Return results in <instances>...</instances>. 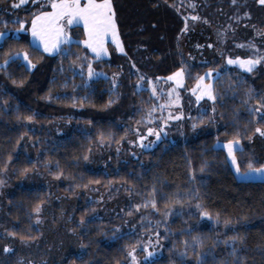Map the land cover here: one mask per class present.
<instances>
[{"label": "trees", "instance_id": "trees-1", "mask_svg": "<svg viewBox=\"0 0 264 264\" xmlns=\"http://www.w3.org/2000/svg\"><path fill=\"white\" fill-rule=\"evenodd\" d=\"M18 1L0 0V31L20 26L3 11ZM123 4L128 21L119 26L132 30L123 35L126 54L141 70L152 68L158 78L188 66L180 52L184 20L172 21V8L154 11L156 0H123ZM117 12L122 16V10ZM25 17L32 19L33 12ZM72 31L76 41L65 44L55 56L46 55L23 35L6 36L0 43V188L6 172L20 178L41 168L72 197L94 188L129 195L124 215L93 217L99 207L93 202L78 208L84 253L63 264H122L140 244L141 234L155 231L161 232L164 251L147 264H264V179H239L227 151L216 146L219 138L246 142L258 126L264 129V118L253 111L264 103V67L252 72L228 68L214 79L220 126L216 133L188 141L165 138L122 162L118 171H94L87 165L92 149L103 142L120 143L128 136V126L146 125L139 119L165 98L159 101L148 86L138 89L137 73L131 76L133 83L125 84L129 94L123 96L124 85L111 76L121 64L92 55L82 43L85 30L76 26ZM145 46L151 48L148 63H144ZM24 54L33 65L24 61ZM88 65L102 75L89 78ZM215 67L217 62L188 66L187 85ZM126 109L130 111L124 113ZM210 119L209 112L193 114L190 123L210 126ZM63 120L91 124L92 130L75 126L63 136L49 133V126ZM27 140L37 148V157L27 153ZM236 153L240 166L248 168L251 148ZM50 196L44 187L15 188L7 197L0 229L15 233L18 242L38 238L35 209ZM128 218L134 219L135 230L121 226ZM7 246L0 234V264H23L15 248L3 251Z\"/></svg>", "mask_w": 264, "mask_h": 264}, {"label": "rangeland", "instance_id": "rangeland-1", "mask_svg": "<svg viewBox=\"0 0 264 264\" xmlns=\"http://www.w3.org/2000/svg\"><path fill=\"white\" fill-rule=\"evenodd\" d=\"M156 1L158 5L154 11L160 12L161 10L172 8L170 9L171 14H173L172 21L176 19L184 20L182 34H180L179 38L183 61L190 67L210 62L218 63V67L203 71L200 75V77H205L204 84L212 86V92L213 81L222 71L228 68L241 69L238 65L228 64L227 60L237 58L240 60H256L264 57V4H261L259 0H236L235 3L232 0H174L173 4H169L167 0ZM81 2L83 3L84 0H81ZM97 2H102V0H97ZM50 3L51 0H38L37 3L29 0L27 4L19 8H14L12 5L5 8L3 11L9 14L14 21L21 22V24L18 28H6L0 31L3 34L2 38H0V43L6 36L23 35L29 37L35 45L44 50L41 40L32 35V20L42 12L52 11L49 7ZM111 3L115 13L114 18L118 39L124 51L120 52L117 49L116 45L112 42L111 35H109L106 37L104 45L107 49V55L102 54L98 59L105 58L121 64L120 70L111 76L115 79L116 83L124 85L123 96L129 94V90L125 84L133 83L131 76L137 73L138 76L135 79L137 88L142 89L148 86L152 89V92L153 88H155L156 98H159V101L165 98V101L156 105L157 107L149 111L145 118L139 119L140 124L145 123L146 125H136L134 128L133 126H128V136L120 143L113 145L114 143L108 142L106 143L107 146L103 142L99 144V147L92 149L87 162L88 167L91 170L105 173L118 171L122 162L136 158L144 150L154 148L165 138L170 139L172 142L188 141L200 135L216 133L220 128L219 112L215 99L210 100L207 96H204L197 100V96L201 95V90L197 89L199 78L192 86L189 87L187 85L188 66H183L174 72L176 73L181 70L184 72L183 77L178 78L180 84L183 86H179L177 81L167 80V77L172 76L174 73L167 77L159 76L156 78L151 73L152 68L144 66V70H141V66L139 68L135 59L126 54L123 35L128 34L132 30H128L127 25L125 27L119 26L122 24L121 22L126 23L128 21V17L124 14L126 6L123 4V0H111ZM192 4L195 5V8L190 7ZM118 8L123 11L124 16L123 14L121 16V13L117 12ZM30 11L33 12V17L27 20L25 14ZM178 11L182 14H178ZM192 16H198L200 19L193 21L190 19ZM186 17L189 19L187 20L188 30L185 32L183 29ZM205 20L207 23H204ZM76 26L85 30L86 35L82 39V43L86 47L84 42L88 37L84 24L81 21L71 26L65 24V35L69 38V42L61 43L58 51L53 53L44 51L45 54L55 56L65 44L76 41L77 38L72 31ZM179 29H181L180 26L177 30ZM135 30L140 31L138 28ZM238 45H244V47H238ZM86 48L92 55L97 57L91 49ZM254 50L259 51L258 55L256 54L254 57L250 56L249 54L254 52ZM144 51V63H148L151 48L145 46ZM25 57L27 55L24 54V61L29 66L33 65L31 60ZM256 67H264V60L256 65ZM208 73H211V75H207ZM141 76L144 77L143 80L140 79ZM129 111V109H126L124 113H128ZM208 112L211 114L210 121L212 124L210 126L208 124L196 125V123H190L193 114L198 115ZM175 117H180V119H176ZM56 123L48 128L49 133L53 136H63L75 126L86 132L92 130L91 124L78 123L77 121L70 123L69 120H63ZM258 127L264 131L261 126ZM132 129L134 134L132 133ZM149 129L159 132L160 138L157 139L155 135H148ZM141 137H145L143 144L150 145L149 147L140 146ZM232 141L236 140L219 138L216 146L225 149L228 153V150L223 145ZM238 141L239 145L235 150L236 158L237 150L250 147L253 154L248 157V160L254 164L252 165L253 168L264 166V136L255 133L246 142ZM33 145L34 143L30 140L25 142L27 153L32 158H35L37 157V148L35 146L32 147ZM229 159L231 161L230 157ZM237 166L239 167V173L236 171ZM233 167L239 179H264V174L249 172V167L246 169L242 168L238 162V158L237 164L233 165ZM245 173H248V175L245 176ZM19 186L44 187L52 194L49 199L50 202L45 203L40 208L39 213L36 212V224L40 230L38 238L34 240H22L19 243L13 235L0 229V234L5 237L6 245H10L11 249H16L17 256L21 258V263L23 264H63L72 255H82L84 247L81 243V235L77 227L80 222L76 221L79 218L78 208L90 202L97 203L99 207L94 212L93 217L105 218L113 214L114 216L117 214L124 215L129 203V195L126 192L115 191L106 194V191H102L100 188H94L89 192H79L74 197L69 196L61 191L59 182L54 180L47 171L41 168H37L34 172L20 178L9 171L5 173L0 188V223L7 197ZM38 220L39 223H37ZM121 226L128 229H136V224L132 218L126 219L121 223ZM160 236V231L141 234L140 244L133 249V254L136 258L135 264H147L163 255L164 245ZM133 250L129 252H133ZM129 252L126 259L122 261V264H134ZM149 253H152V255L149 256ZM23 258H25V262Z\"/></svg>", "mask_w": 264, "mask_h": 264}, {"label": "snow or ice", "instance_id": "snow-or-ice-1", "mask_svg": "<svg viewBox=\"0 0 264 264\" xmlns=\"http://www.w3.org/2000/svg\"><path fill=\"white\" fill-rule=\"evenodd\" d=\"M28 2L29 0H19L18 3H13L12 7L19 8L27 4ZM32 2L37 3L38 0H32ZM232 2L235 3L236 0H232ZM259 2L261 4H264V0H259ZM49 7L52 9V11L42 12L40 15L35 16V18L32 20V35L33 37H36L41 40L44 45L45 52H56L59 50V45L61 43L69 42V38L65 35V24L71 26L73 24H78L81 21L84 24L88 37V39L84 43L86 47L91 49V51L96 54L97 58H99L102 54L107 55V49L104 45L105 39L109 35H111L112 42L116 45L117 49L120 52L124 51L123 46L121 45L118 39L116 22L114 18L115 13L112 9L111 0H102V2H97V0H84L83 3L81 2V0H51ZM190 7L195 8V5L192 4L190 5ZM188 19L189 18L187 17L185 18V27L183 29V31L185 32L188 30ZM190 19L195 21L199 20L200 18L198 16H192L190 17ZM204 23H207V21L205 20ZM2 36L3 34L0 33V38H2ZM238 47H244V45H238ZM262 60H264V57H261L256 60H240L237 58L229 59L227 60V63L232 65H238L244 71L252 72L255 69L256 65L261 63ZM93 75H102V73H95L91 65H88L89 78H91ZM183 75L184 72L183 70H181L174 73L172 76L167 77V80L177 81L179 86H183L182 84H180V81L178 79L182 78ZM207 75L210 76L211 73H208ZM140 79L143 80L144 77L141 76ZM204 79L205 77H199L198 79L197 89L201 90V95L197 96V100L203 98L204 96H207L208 99L212 100L215 98L212 92V86L210 84H204ZM155 91V88H153V95H155ZM193 91L195 92V90ZM262 109H264V103H261L253 111L254 113H260L261 117L264 118V112L261 111ZM175 118L180 119V117ZM193 126L195 127V125ZM255 131L261 136H264V131H262L261 128L257 127ZM148 135H155L157 139L160 138V133L152 129L148 130ZM144 138L145 137H141L140 146L149 147L150 145L143 144ZM238 145V140L223 145V147L228 150V156L231 158V162L233 165L237 164L235 150L238 148ZM85 159H87V157H85ZM248 167L249 172L264 174V166L260 168H253L252 164L249 163ZM236 171L239 173L238 166ZM244 175L247 176L248 173H245ZM144 206L147 207V204ZM153 207H155L154 204ZM197 207L199 208L200 205H197ZM137 210L139 209L137 208ZM35 211L39 213L40 207L37 206ZM204 215H207V213H204ZM37 223H39V220L37 221ZM10 235H15V233H10ZM3 251L5 253H8L11 252L12 249L10 247H5ZM133 253L134 250L133 252H129V255L132 256V260L135 264L136 258ZM148 255L151 256L152 253H149Z\"/></svg>", "mask_w": 264, "mask_h": 264}]
</instances>
